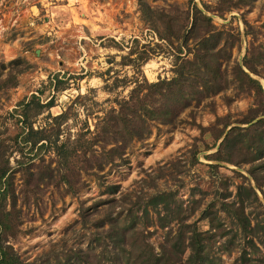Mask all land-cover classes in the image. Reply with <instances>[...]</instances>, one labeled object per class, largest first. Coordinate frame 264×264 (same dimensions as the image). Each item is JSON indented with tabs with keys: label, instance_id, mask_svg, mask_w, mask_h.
Returning a JSON list of instances; mask_svg holds the SVG:
<instances>
[{
	"label": "rangeland",
	"instance_id": "374dc122",
	"mask_svg": "<svg viewBox=\"0 0 264 264\" xmlns=\"http://www.w3.org/2000/svg\"><path fill=\"white\" fill-rule=\"evenodd\" d=\"M194 4L222 31L224 87L193 99L171 121L147 120L148 131L110 160L111 143L89 142L100 116L135 81L170 78L182 57H193L209 26L198 20L191 28ZM236 63L262 93L240 85ZM263 87L264 0H0V162L11 170L0 203L10 218L5 242L22 264H57L71 248L95 249L110 264L121 250L108 232L134 226L127 240L139 232L159 251L166 234L185 222L188 230H215L210 252L224 264H238L242 248L264 261V156L240 163L213 156L228 127L264 114ZM31 93L43 103L53 95L29 122L50 139L59 131L58 142L68 140L67 159L53 144L29 151L19 141L22 124L12 108ZM161 191L170 194L150 200ZM235 206L249 220L246 234ZM188 252L179 264H188Z\"/></svg>",
	"mask_w": 264,
	"mask_h": 264
},
{
	"label": "trees",
	"instance_id": "16d2710c",
	"mask_svg": "<svg viewBox=\"0 0 264 264\" xmlns=\"http://www.w3.org/2000/svg\"><path fill=\"white\" fill-rule=\"evenodd\" d=\"M204 6L207 7L205 4ZM193 8L191 28L197 26L198 20H203L206 25H209L205 26L204 32L200 35L198 45L193 51V57H182L175 68V74L170 78L156 81H147L146 79L144 82L135 81L128 95L117 100L116 107L111 106L100 116V122L96 124L89 142L98 140L103 142L102 145L111 143L107 149L110 160L122 154L126 141L132 137H142L148 131L147 120L171 121L179 110L193 99L198 100L206 92L218 91L224 87L218 61L221 50L225 48L224 45L219 46L222 31L213 29L214 24L211 22V17L203 13L196 4ZM243 63L249 69L254 70L247 58L243 59ZM233 69L241 86L253 85L262 93L259 81L250 76L238 63L233 66ZM57 75L56 73L53 77L57 78ZM53 77L49 78V83L59 89ZM52 104L53 95L43 103L35 93H31L28 98H22L16 103V106L12 108V113L22 124L20 130L22 135L19 141L25 146H29V151H32L35 144L36 149L53 144L56 153L61 154L63 159H67L68 140L62 139L58 142L59 131L55 133L53 139H50V136L41 134L42 130L34 128L29 122V115L34 108L35 113H38L41 106ZM261 104L264 107V102L261 101ZM63 115V112H60L53 117ZM253 116L244 122L250 121ZM226 127L227 124L224 125L221 133ZM38 133H40L38 136L33 137ZM214 153L213 156L218 159L235 163L264 156V117L247 126H230ZM211 165L217 166L215 163ZM10 171L8 163L0 162V203L6 198L10 187ZM251 173L255 177L254 172L251 171ZM63 179L70 184L65 175H63ZM169 194L161 191L150 195L149 198L151 201H156L155 198H166ZM164 207L165 210H168L167 202ZM233 215L241 224L245 234L252 230L241 206L233 207ZM161 218H164L160 221V225L163 226L168 222V219L166 216ZM186 225L189 226L182 222L174 233L168 232L160 244L159 251H156L154 246L144 239V234L139 232L137 234L135 231L132 232L131 237L134 239L128 241L127 231L134 226H120L112 232H108V236L116 243V246L120 245L121 250L110 256V264H179L182 262V253L186 248H189L186 258L188 264H224L219 255L210 252L212 241L216 235L215 230H201L197 227H191L188 230ZM9 227L8 211H0V264H22L21 258L12 245L5 242L4 234ZM187 231L189 232L187 233ZM121 240L122 243L119 244ZM249 242L251 246L256 247L252 239H249ZM124 243H127L128 246H125ZM105 245L104 248H106ZM100 254L95 249L71 248L69 252L63 253L62 258H58L57 264H103L104 256ZM238 264H264V261L258 256H252L247 248H242Z\"/></svg>",
	"mask_w": 264,
	"mask_h": 264
},
{
	"label": "water",
	"instance_id": "95a60500",
	"mask_svg": "<svg viewBox=\"0 0 264 264\" xmlns=\"http://www.w3.org/2000/svg\"><path fill=\"white\" fill-rule=\"evenodd\" d=\"M239 63L243 66V63H242V60H241V59H240ZM245 71H246V72H250L248 69H246ZM263 94H264V87H263ZM263 116H264V114H263V115H259V116H257L256 118H254V119L252 120V122L256 121L257 119H259V118H261V117H263ZM228 128H229V127H228ZM228 128L225 130L224 134L226 133V131L228 130ZM218 146H219V143L216 144V149H217Z\"/></svg>",
	"mask_w": 264,
	"mask_h": 264
}]
</instances>
